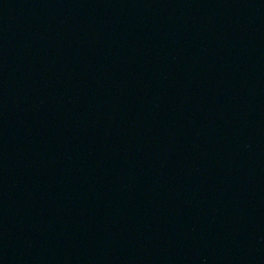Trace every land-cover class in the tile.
<instances>
[{
  "label": "water",
  "instance_id": "water-1",
  "mask_svg": "<svg viewBox=\"0 0 264 264\" xmlns=\"http://www.w3.org/2000/svg\"><path fill=\"white\" fill-rule=\"evenodd\" d=\"M0 264H264V0H0Z\"/></svg>",
  "mask_w": 264,
  "mask_h": 264
}]
</instances>
